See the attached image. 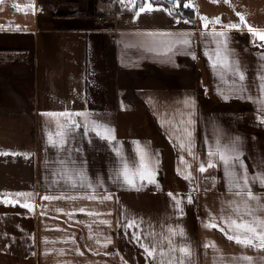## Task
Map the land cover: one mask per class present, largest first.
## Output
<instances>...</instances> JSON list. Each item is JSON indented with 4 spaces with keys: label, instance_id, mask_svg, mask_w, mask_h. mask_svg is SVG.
Returning a JSON list of instances; mask_svg holds the SVG:
<instances>
[{
    "label": "crops",
    "instance_id": "obj_1",
    "mask_svg": "<svg viewBox=\"0 0 264 264\" xmlns=\"http://www.w3.org/2000/svg\"><path fill=\"white\" fill-rule=\"evenodd\" d=\"M192 2L193 21L169 15L166 3L153 5L164 10L138 18V8H125L105 21L100 17L111 3L104 0L93 9L89 0H0V194L32 193L28 202L33 205L29 211L0 202V264H264L259 240L237 244L226 235L245 234L225 223L230 218L264 231L257 223L264 222V187H252L257 199L226 189L218 157L217 167L199 171L202 163L207 167L208 152L215 151L219 136L223 144L239 137L249 174L264 158V124L258 122L264 113L257 104L231 95L205 55L215 51L212 30L227 31L229 48L252 88L257 56L264 52L258 45L264 42L254 44L248 27L264 32V0ZM201 17L208 18L207 30ZM230 23L241 27H224ZM149 33L190 35L191 47L159 55L150 50V41L175 37ZM136 103L171 143L176 155L169 169L152 135L130 137L125 130L126 116L133 114L143 123ZM64 111L106 121L115 145H122V155L130 161L135 160L134 142L146 146L156 159L157 183L135 191L111 180L116 167L111 146L93 134L84 136L83 128L64 149L50 147L46 133L56 131V119L42 114ZM69 157L75 165H65ZM80 165L88 180L102 179L103 189L89 191L87 180L70 186L63 173ZM206 178H215L209 190L202 188ZM188 194L191 204L186 203ZM109 195L111 199H102ZM175 200L182 201V212ZM131 218L142 221L139 242L122 227ZM202 221L217 227L205 228ZM140 245L153 256L147 257Z\"/></svg>",
    "mask_w": 264,
    "mask_h": 264
},
{
    "label": "snow or ice",
    "instance_id": "obj_2",
    "mask_svg": "<svg viewBox=\"0 0 264 264\" xmlns=\"http://www.w3.org/2000/svg\"><path fill=\"white\" fill-rule=\"evenodd\" d=\"M121 4L130 3L132 8L128 9L132 11L138 8L135 13L134 18H138L141 13L152 12L164 10L161 8H154L153 5H159L162 3H167L170 7L166 9L169 15H173V8L179 6L182 0H119ZM185 8L191 7L190 4L185 3L183 5ZM27 11V9L25 10ZM33 14H35V9H32ZM204 22L203 27L205 30L208 29L209 23L208 18L201 17ZM243 20V17H241ZM189 23V21H184ZM179 23V20H177ZM213 23H220L219 20H214ZM18 27V26H17ZM227 29H239L240 24L230 23L224 26ZM249 34L253 37V43L255 41L264 42V32L254 31L250 26L248 27ZM150 36H170L175 37L172 40H159L153 39L150 41V50L157 51L159 55L167 56L173 50L177 49L178 46L191 47V37L190 35H178L171 33H160L154 34L149 33ZM205 37L209 35L207 31L203 34ZM211 39L215 46L214 52L205 51V55L211 61V67L214 73L217 75L218 79L226 85V90L233 96L242 98L247 102L257 104L258 112L264 113V52L257 56L258 60V74L255 79V84L250 88L246 82V73L241 68L240 61L236 57L233 50L229 48L230 36L227 31H216L215 29L211 32ZM264 48V44L258 45ZM195 59V55H192ZM231 77V80L228 79ZM253 88L255 89L256 95H253ZM218 94L224 95V93L219 92ZM227 99V97H225ZM48 117L56 119V131L53 133L49 131L46 133V140L50 147L59 149H64L68 145L72 138H74V133L83 128V135L88 136L93 134L97 139L107 142L110 145V151L116 157V167H114L110 179L116 183L121 184L126 190L140 191L147 184H156L155 179L157 173V163L154 158V154L150 150L141 145L139 142H134V154L135 160L130 161L127 157L122 155L121 149L122 145H115L114 130L112 127L103 120L92 119L91 114L87 112H60V113H43ZM80 118V119H77ZM189 118V123H191ZM258 122L264 124V119L258 118ZM187 135L190 137L191 132ZM222 136H219L215 142V151L209 150L207 167L202 163L199 167V171L204 173L208 168L217 167L215 162L216 157H218L219 163L223 165V173L226 189H235L237 192L246 191L249 194L250 199H257V197L252 196L251 189L253 186L264 187V158L261 159L260 165L257 166V171L249 174L247 171V165L244 163V153L240 149L241 141L239 137H230L228 144L222 143ZM91 143V141H89ZM183 147V144L181 145ZM79 152L80 149H73ZM66 166L75 165V161L69 160L64 162ZM68 176V182L71 187L82 186L87 180V189L89 191H96L97 188L103 189L102 179L97 177L95 181L88 180L83 170L82 165L79 167H68V171L63 173ZM58 176L60 173L57 174ZM78 178V179H77ZM189 179V177H185ZM57 182H60L59 180ZM213 185H215V178H213ZM172 194L169 193V196ZM3 202L5 204H11L15 206L20 204L21 207L27 208L29 211L33 210V205L28 202V199L32 197V193H14V194H0ZM27 198V199H21ZM95 199V197H90ZM112 197L105 196L102 199L108 200ZM44 200L53 199V197L44 196ZM186 203L191 204L193 198L191 194H188ZM182 201L175 200L176 210L182 212L183 209L180 207ZM246 207V205H245ZM83 211V210H81ZM110 214V213H109ZM205 228H215L217 225L214 222L202 221ZM228 228L236 233H244L242 238L240 234L237 235H226L229 240H234L237 244L248 246L254 245L255 240H259V247H264V231L257 232V228L249 225L245 222L238 223L236 220L227 219L225 220ZM262 229H264V222H257ZM142 221H137L135 218L129 219L126 224L122 225L125 233L131 232L134 241L139 242L140 236L138 234L140 230V225ZM171 231V229H170ZM223 231V229H221ZM250 234V235H249ZM144 247L143 245H140ZM144 251L147 257H152L153 252L149 251L148 248L144 247ZM183 252L184 249H181Z\"/></svg>",
    "mask_w": 264,
    "mask_h": 264
},
{
    "label": "trees",
    "instance_id": "obj_3",
    "mask_svg": "<svg viewBox=\"0 0 264 264\" xmlns=\"http://www.w3.org/2000/svg\"><path fill=\"white\" fill-rule=\"evenodd\" d=\"M98 1H100V0H89L90 8H92V9L95 8V5H96V3H98ZM104 1H107L108 3H111V4L112 3L115 4L117 12L123 11V10H125V8H127V9L132 8V5L130 3L121 4L119 2V0H104ZM184 1L185 0H182V2L179 3L178 7L173 8L172 12L179 17L187 18V19L193 21L195 19V16H196L195 10L193 8H185L183 6ZM205 78H206V72L203 71L201 84H202V87H204L206 89L207 85H206ZM135 105H136V109L138 110L137 112L140 113V117H141V115L144 116L143 117L144 125H148V130L150 131L151 134H153L152 135L153 143L156 144V146H159L164 150L165 165H166L165 167H166V169H169L170 164L174 160L175 155H176L171 143L169 142V140L166 138V136L161 131H159L158 129H154L152 127V125H150V127H149V123H151V121L153 122V118H152L151 114L147 110L145 111L141 107V105H139L137 103ZM122 120H124L123 117H121V116L118 117V121L120 122V124H121ZM123 124H124V128L127 127L126 130L129 131L128 135L130 137H135L134 135L131 134L130 127H128V126H130L129 123L125 121V123H123ZM184 188H185V186H184Z\"/></svg>",
    "mask_w": 264,
    "mask_h": 264
},
{
    "label": "built area",
    "instance_id": "obj_4",
    "mask_svg": "<svg viewBox=\"0 0 264 264\" xmlns=\"http://www.w3.org/2000/svg\"><path fill=\"white\" fill-rule=\"evenodd\" d=\"M185 3L191 5V7H188V8H193V6H194V3H193L191 0H185V1L183 2V5H184ZM117 13H118V12H117V10H116V6H115V4L112 3V4H110V6H109V10H108V12L105 13L103 16H101L100 19H101V20H105V21H107V20H114V19L117 18ZM111 39H112V40H115V39H116V34H115V32H113V34L111 35ZM214 186H215V185H213V179H212V178H206V179L204 180V182H203L202 188H203L204 190H209V189L213 188Z\"/></svg>",
    "mask_w": 264,
    "mask_h": 264
},
{
    "label": "rangeland",
    "instance_id": "obj_5",
    "mask_svg": "<svg viewBox=\"0 0 264 264\" xmlns=\"http://www.w3.org/2000/svg\"><path fill=\"white\" fill-rule=\"evenodd\" d=\"M256 47V46H255ZM126 122H130L128 127H130V131L131 134L137 137H145L148 135H153L151 133H149L150 131L148 130V125H144V123L142 124H138V117L132 115L126 116L125 118ZM151 123H149V127H150ZM154 128V127H153ZM127 129V127H125V130ZM144 129H146V132H144ZM154 129H157L156 127Z\"/></svg>",
    "mask_w": 264,
    "mask_h": 264
}]
</instances>
